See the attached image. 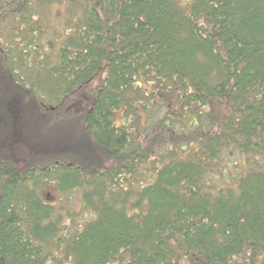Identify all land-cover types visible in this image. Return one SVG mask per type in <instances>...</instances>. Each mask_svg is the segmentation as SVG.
Segmentation results:
<instances>
[{
    "label": "trees",
    "instance_id": "1",
    "mask_svg": "<svg viewBox=\"0 0 264 264\" xmlns=\"http://www.w3.org/2000/svg\"><path fill=\"white\" fill-rule=\"evenodd\" d=\"M0 264H264V0H0Z\"/></svg>",
    "mask_w": 264,
    "mask_h": 264
},
{
    "label": "rangeland",
    "instance_id": "2",
    "mask_svg": "<svg viewBox=\"0 0 264 264\" xmlns=\"http://www.w3.org/2000/svg\"><path fill=\"white\" fill-rule=\"evenodd\" d=\"M16 108L17 106L14 107V109ZM40 111H41L40 115L45 113L44 112L45 110H40ZM52 111L53 112L46 110V113H50L55 119L59 118V121L61 120V117L65 115V113H63L62 110H52ZM30 112L31 111H29L28 113ZM143 115L144 114H142V116L139 119L140 122H144L145 120ZM35 116L36 115H32L31 113V115H27L26 118H22V121L27 123V124L24 123V126L22 128L23 129L22 136H26V137H24L23 142H19L15 140L16 141L15 143L14 141L11 143V146L14 147L13 154L15 155V158L19 162L24 163L29 160V157H31L30 150L41 151L46 148H48V150L51 151L55 150L56 148V151L58 150L60 154H63V149L66 148L67 150H69L70 153H73L75 156H78L79 145L77 138L79 137V134H78V126L76 124H73V126H66V128L59 127L57 129V133L54 132L53 135L46 136L47 132H45V125L42 124L41 120L38 121V118H36ZM69 155L70 154L67 155L66 153L64 156L68 157ZM40 192L45 201L56 204H60V201H65V204L67 206H69L72 199L76 200L78 195V190L73 189V191L70 192L72 199L68 200V198L62 197L61 200H59L60 198L59 197L57 198L58 191L56 189L55 182L52 180H48L46 183H44L40 188Z\"/></svg>",
    "mask_w": 264,
    "mask_h": 264
}]
</instances>
